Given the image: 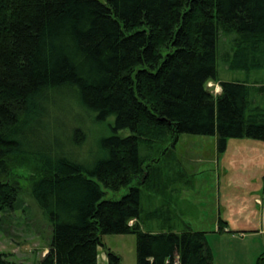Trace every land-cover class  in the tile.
<instances>
[{
    "label": "trees",
    "instance_id": "obj_1",
    "mask_svg": "<svg viewBox=\"0 0 264 264\" xmlns=\"http://www.w3.org/2000/svg\"><path fill=\"white\" fill-rule=\"evenodd\" d=\"M221 34L231 37L223 54ZM218 57L232 70H264V0H0V223L27 182L52 227L38 264H99L107 233L135 234L138 264L176 254L181 264H213L207 232L174 231L170 186L186 172L180 136L217 135L220 151L229 138L264 141V84L221 79ZM70 104L96 121L115 117L90 164L48 144ZM87 137L76 127L71 146ZM101 183L128 192L103 199ZM144 189L162 205L144 210ZM153 222L160 231L143 229ZM0 264L23 263L0 252Z\"/></svg>",
    "mask_w": 264,
    "mask_h": 264
},
{
    "label": "rangeland",
    "instance_id": "obj_2",
    "mask_svg": "<svg viewBox=\"0 0 264 264\" xmlns=\"http://www.w3.org/2000/svg\"><path fill=\"white\" fill-rule=\"evenodd\" d=\"M231 37L219 36V54L230 49ZM218 73L221 79L244 81L250 86L257 82L264 84V70L248 73L232 70L218 57ZM214 94L221 92L218 82L207 85ZM262 102L263 96L257 95ZM71 105V104H70ZM58 111L57 120L48 144L58 153L69 150L82 163L90 164L98 156L100 140L110 135V124L114 116L96 121L94 114H88L75 105ZM67 111V112H66ZM66 112V113H65ZM56 119H52L54 121ZM84 127L88 137L84 146H71L73 129ZM119 133L127 136L129 129ZM217 135L183 133L176 148L186 172L182 180L170 186L175 197L173 207L177 212L176 232L186 226L207 232V241L214 255L213 264H256L264 251V141L249 137L229 138L226 151H220ZM175 167L179 164H173ZM196 174L192 179L191 174ZM175 176V175H174ZM177 177V176H176ZM24 190L15 210L2 215L0 223V252H6L14 261L23 264H38L48 251L52 227L42 209L28 191V183L23 181ZM103 199H120L128 188L112 190L101 183ZM162 205V199L144 189L141 206L153 210ZM222 218L234 233L218 232V222ZM145 231H160L158 223L143 224ZM241 231L247 236L242 238ZM233 234H235L233 236ZM105 246L120 255L122 264H138L137 237L128 234H103Z\"/></svg>",
    "mask_w": 264,
    "mask_h": 264
},
{
    "label": "crops",
    "instance_id": "obj_3",
    "mask_svg": "<svg viewBox=\"0 0 264 264\" xmlns=\"http://www.w3.org/2000/svg\"><path fill=\"white\" fill-rule=\"evenodd\" d=\"M260 232L264 234V228H262V230ZM223 233H234V232L229 227H227ZM234 235L235 234H233V236ZM239 235H241L242 238L247 236L245 231H241ZM98 260H99L98 261L99 264H107V255H106L105 251H101V249H100V254H99V259Z\"/></svg>",
    "mask_w": 264,
    "mask_h": 264
},
{
    "label": "built area",
    "instance_id": "obj_4",
    "mask_svg": "<svg viewBox=\"0 0 264 264\" xmlns=\"http://www.w3.org/2000/svg\"><path fill=\"white\" fill-rule=\"evenodd\" d=\"M165 264H181L180 255L176 254L173 259L167 258Z\"/></svg>",
    "mask_w": 264,
    "mask_h": 264
}]
</instances>
